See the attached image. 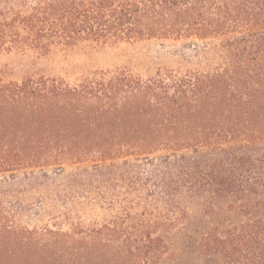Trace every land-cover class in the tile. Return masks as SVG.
<instances>
[{
	"label": "trees",
	"instance_id": "1",
	"mask_svg": "<svg viewBox=\"0 0 264 264\" xmlns=\"http://www.w3.org/2000/svg\"><path fill=\"white\" fill-rule=\"evenodd\" d=\"M153 40L205 45L196 66L146 77L0 74V175L86 165L104 188L46 202L42 226L0 189V264H158L197 205L228 214L204 254L264 264V0H0V53Z\"/></svg>",
	"mask_w": 264,
	"mask_h": 264
},
{
	"label": "rangeland",
	"instance_id": "2",
	"mask_svg": "<svg viewBox=\"0 0 264 264\" xmlns=\"http://www.w3.org/2000/svg\"><path fill=\"white\" fill-rule=\"evenodd\" d=\"M203 45L205 44L199 41L153 40L119 45L79 44L68 48L54 47L47 54L36 50L25 53L2 52L0 74L6 82H21L26 77L43 76L61 77L73 83L77 82L81 74L121 68L146 77L159 68L185 70L196 66L197 55ZM137 164L142 169L150 168L143 162ZM84 169L86 165L64 164L61 168L52 166L0 175V187L3 186L0 189L8 192L7 198L12 201V205L21 208L19 218L23 224L42 226L50 220L43 211L46 202L55 204V209L51 211L54 213L55 210L63 209L62 205L65 203L62 201L67 193L89 199L104 190L93 180L97 176L88 175L87 172L91 170L86 172ZM114 169L121 179L122 176H128L133 168L131 164L119 162ZM129 175L137 176V167ZM74 179H79L80 185H76ZM101 179L100 176L98 180ZM226 216L228 214L220 210L206 216L200 206H192L185 222L166 234L169 252L158 264H221L218 256L206 255L201 251L199 241L202 234L210 232L215 225H223Z\"/></svg>",
	"mask_w": 264,
	"mask_h": 264
}]
</instances>
